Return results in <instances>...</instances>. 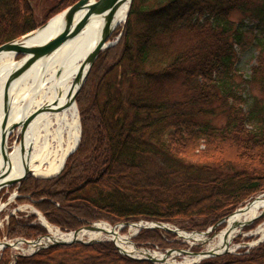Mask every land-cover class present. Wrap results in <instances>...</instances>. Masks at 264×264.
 I'll list each match as a JSON object with an SVG mask.
<instances>
[{"label": "trees", "instance_id": "1", "mask_svg": "<svg viewBox=\"0 0 264 264\" xmlns=\"http://www.w3.org/2000/svg\"><path fill=\"white\" fill-rule=\"evenodd\" d=\"M76 1L0 0V45ZM116 37L76 95L77 147L55 177L13 185L15 200L32 204L61 232L97 221L203 232L264 193V0H131L110 40ZM247 48L254 60L243 77L236 63ZM34 219L10 215L8 239L45 235ZM174 238L141 229L132 242L160 251L187 247ZM246 250L197 264H264V241ZM97 263L152 264L120 254L111 241L55 245L15 262Z\"/></svg>", "mask_w": 264, "mask_h": 264}, {"label": "bare ground", "instance_id": "2", "mask_svg": "<svg viewBox=\"0 0 264 264\" xmlns=\"http://www.w3.org/2000/svg\"><path fill=\"white\" fill-rule=\"evenodd\" d=\"M127 11L128 3L124 2L112 13L108 23L109 28L121 25L126 18ZM81 15L82 13H79L76 19L78 20ZM62 26L63 18L60 13L51 18L43 27L27 34L22 39L23 44L26 46L42 44L53 38ZM105 27L106 20L103 16L92 17L78 35L64 42L48 59L36 63L12 83L9 99L10 111L6 126L23 121L38 108L48 106L51 109L40 112L29 124L23 135L22 149L17 143L8 149V131L4 133L0 131V184L17 180L24 175L50 177L59 171L66 156L74 149L79 138L80 122L77 106L70 103L69 96L76 89V77L81 63L98 44ZM13 58L12 53H0V121L3 112L2 92L5 79L8 73L21 63V61H14ZM84 72L85 68L81 74ZM2 144H4L5 159L2 157ZM263 206L264 197L256 198L229 217L226 227L217 234V240L209 248L221 251L227 245L229 246L234 234L239 231V226L256 217ZM38 216L42 224L46 226L49 235L43 238L42 242L73 238L72 233H63L58 228L49 225L41 215ZM134 227V230H137L139 225ZM259 233L262 238L264 222L257 231V234ZM179 234L184 240L194 243L204 239L201 234ZM84 235L94 239L106 236L126 252L132 254L143 252L134 249L127 237L120 236L117 232L113 233L110 226L102 222L95 223L94 230L81 231L77 238H82ZM19 246L21 243L16 242L14 248H19ZM1 248L0 244V250ZM154 256L161 257L160 254H154ZM198 259L199 256L193 257L181 264H189Z\"/></svg>", "mask_w": 264, "mask_h": 264}, {"label": "water", "instance_id": "3", "mask_svg": "<svg viewBox=\"0 0 264 264\" xmlns=\"http://www.w3.org/2000/svg\"><path fill=\"white\" fill-rule=\"evenodd\" d=\"M124 2L128 3V9H129L131 0H94V1L78 0L74 4L65 8L64 11L61 12L62 18H63V26H62L61 30L53 38L49 39L48 41H46L42 44L26 46L23 44V40H22L27 35V34H25V35H22L16 39L10 40V41L5 42V43L0 45V53H12L14 57H16L18 55L21 56L20 59L18 60V61H21V63L16 68L12 69L8 73V75L5 79L4 85H3V92H2L3 112H2V119L0 121V131L2 133H4L7 130L8 135L10 136L13 132H18V134H19L18 135V145L21 149L23 146V135H24L27 127L29 126V124L32 122V120L40 112H42L44 110H50L51 107L47 106L44 108H38L34 112H32L30 115H28L23 121H21L19 123H12L9 126H6L8 114L10 111V100L9 99H10V88H11L12 83H14L24 73H26L29 69H31V67L33 65H35L36 63H39V62H43L46 59H48V57L58 47H60L64 42H66L67 40L78 35L92 17H94V16H101L102 17L103 16V18H105V20H106V27L104 28V30L102 32V35H101V38H100L98 44L88 53V55L86 56L84 61L81 63L80 70H79L78 75L76 77V83H77L76 89L69 96L70 103L75 104L76 95H77L78 91L80 90L81 86L83 85L92 63L94 62V60L96 59V57L98 56V54L102 50L112 46L117 40V37L115 38L114 41L109 40L110 36L112 35V33L114 32V30L117 26L114 25L111 28H109L108 23L110 21V17L112 15V13L120 5H122ZM79 13H82V15L77 20L76 17ZM43 26H41V27H43ZM41 27H39V28H41ZM39 28H37V29H39ZM37 29H35V30H37ZM35 30H33V31H35ZM33 31H31V32H33ZM31 32H29V33H31ZM84 68H85V72L81 74V72ZM79 139H80V132H79L78 141H77L74 149L70 153H72L75 150V148L77 147ZM1 146H2L1 147L2 148L1 149L2 150V157H3V159H5L4 144H2ZM64 162H65V160H64ZM63 166H64V163L62 164L61 168L59 169V171L56 174H54L50 177H42V178L48 179V178L55 177L56 175H58L60 173ZM6 171H7V169L5 170V172ZM27 176L28 175H24L23 177H21L17 180H10L5 184L1 183L0 189L3 188L4 186H8V185H12L14 183H18V182L22 181L23 179H25ZM39 178H41V177H39ZM260 197H264V195H262ZM260 197H258V198H260ZM241 209L242 208H239V209L235 210L233 213L229 214V216L222 218L216 224H214L213 226H211L209 229H207L204 232H196V231L189 232L188 234L204 235V239L199 240L194 245L197 247H201L202 243L209 240V238H210V237H208L209 233H212L211 236L216 234L215 232H213V230L215 229V227L217 225H219L223 222L227 223V219L229 217H231L232 215H234L236 212L240 211ZM263 216H264V206H263L261 212L256 217H253L252 219L248 220L247 222L242 223L239 226L238 233H240V231L243 228L249 226L255 220H257ZM94 224L95 223L88 224L82 228H79L75 231L70 232L73 234V238L70 240H51L50 242L44 243V242H42L43 238L49 236L47 233L46 235L39 236V237L32 239V240L19 239V240H15V242H13V243L2 242L1 246L3 248L14 247L16 242L23 243L27 246V249L29 250V252L27 254L26 253H17L14 255V260H13L12 264H15L17 257L25 256V255H32V254L38 252L39 250H42V249L48 248V247H52L55 245H68V244H72V243H76V242L82 243V244H92V243L101 242L102 240L93 239V238H89L85 241H83L81 238H77V235L81 231L94 230ZM41 225H43L42 222H41ZM127 225H133V224L132 223H123L122 224V226H127ZM115 227L116 226L110 227L112 229L113 233L116 232L114 230ZM141 228L161 229L164 232L174 234L179 238H182L179 233H187V232L182 231L176 227L170 226L169 224H164V223H160V222H151L148 224L146 223V225H144L143 227H140L139 229H141ZM111 241L120 254L127 256L129 258L136 259V260H146L152 264H164V263L168 264L167 263L168 258L173 257L174 255H178V254L191 256V257L199 256V260L194 261L192 263H189V264H196L201 259L215 257V256H218V255H221L224 253H230L231 252L228 249V245L226 246L225 249H223L221 251H214L212 249H208V250L207 249H204V250L200 249L199 251H196V252L191 251L190 250L191 245H189V247L187 249H176V250L168 249L161 255L160 258L154 257L147 249H144V251L146 252L144 254V256L139 257V258H135L132 255H130L129 253H127L125 250L120 248L117 244H115V242L113 240H111ZM260 241L261 240H257V243H259ZM131 244L133 246L132 242H131ZM29 247H31V248H29Z\"/></svg>", "mask_w": 264, "mask_h": 264}, {"label": "rangeland", "instance_id": "4", "mask_svg": "<svg viewBox=\"0 0 264 264\" xmlns=\"http://www.w3.org/2000/svg\"><path fill=\"white\" fill-rule=\"evenodd\" d=\"M62 11H64V9L61 10L57 14H60ZM57 14L53 15L51 18H53ZM51 18H49L48 21ZM238 18H239V15L237 13H234L233 19L237 20ZM39 27H41V26H39ZM110 41H114V40H110ZM13 59H14V61H18L19 60V58L16 59V57H14ZM253 60H254V52H253V50L251 48H247L245 51H243V52L238 54V60H237L236 66H237V69L239 70V72L242 74L243 77H247L248 76L249 67L253 64ZM255 93L257 95L259 94L257 90H255ZM78 118H79V116H78ZM216 121L217 122H221V118L216 119ZM18 135H19L18 132H13L8 137V140H7V148L8 149H11V147L14 146L16 143L18 144ZM27 177L37 178V179H41V180L46 179V178L33 177L31 175H28ZM48 179H51V178H48ZM19 183L20 182L14 183L12 185L4 186L3 188L0 189V244L2 242H12L13 243V242H15V240L25 239V238H22V237H18V238L16 237V238H13V239H8L6 226L8 224V218H9L10 215L14 216L17 220H25L27 217L33 215V216H35V219L31 222V224L37 223V224L41 225V221H40L39 216H38V215H41V214L34 208V206L32 204L17 202L15 200L17 198V196H18L17 186H15L14 188H12V187H13V185H18ZM262 195H264V193H260V194H257L255 196H253L251 199L247 200L242 206L236 208L235 210H237L239 208H243L249 202H251L252 200H254V199H256V198H258V197H260ZM42 218H43V216H42ZM261 218H262L261 221L256 226H253L252 224L247 226V228L250 227V226H252L253 228H251L249 230H245L246 229V227H245L244 229H242L240 231V233L237 232V233L234 234V236H233V238L231 240V243L229 245L230 251H231L230 253H234L235 254L237 250L243 249V248H247V250H246V252H247L249 249L257 246L259 243L264 241V236L261 238L260 237L261 234L260 233L257 234L258 229L261 227V225L264 222V216L261 217ZM98 222H103V221H97V222H93V223H98ZM104 223H106V222H104ZM169 225L178 228V226H176L174 224L173 225L169 224ZM108 226H110V225L108 224ZM114 226H116L114 228V230L118 234H120V236H125V237H127L129 239V241H132V237L135 235L134 232L136 231V230H134L135 227L133 225L122 226L120 224L119 225L116 224ZM114 226H110V227H114ZM123 227H127V230H126L125 233L121 232ZM216 227L213 230V232H215L216 234L211 236L212 233H209V235H208V237H210L209 240L205 241L204 243H202L201 247H199V248L196 247L197 250H200V249H203V250L207 249L208 250V249H210L209 246L212 245L217 240V234L220 231H222L226 227V225L219 231L216 230ZM44 228L46 229V232H47V228L46 227H44ZM37 237H39V236H37ZM250 237H254V239L248 240ZM238 238H240V240H239V242H236V240ZM81 239L83 241H85V240L89 239V237H88V235H84ZM26 240H32V239H26ZM98 240L108 241L109 239H107L106 236H104V237L98 238ZM173 240L180 241V242H182V243H184L186 245L190 244L192 246L190 248V250L194 251L192 249L195 248L194 244H196V242L195 243L194 242H190V241H187V240H184V239H180L178 237L174 238ZM257 240H261V241L259 243H257ZM133 246L135 247V245H133ZM187 247L179 248V249H187ZM135 248H136V250H138L141 247H135ZM150 250H153V251H155V252H157L159 254H161V253L163 254L164 251H165L164 250V251L161 252L160 250H157L156 248H153V249H150ZM174 250H176V249H174ZM197 250H195L194 252H196ZM18 252L19 253L20 252L21 253L24 252V253L27 254L29 252V250L27 249V246L25 244H21V246H19V248H13V247H5V248H3L2 247L1 250H0V262L3 261V259H5V260L7 259V263L6 264H12L13 260H14V255L17 254ZM6 254H7V257H6ZM192 258L193 257H191V256L178 254V255H174L173 257H169L168 260H167L168 261L167 263L168 264H181L185 260H190ZM97 264H99V263H97Z\"/></svg>", "mask_w": 264, "mask_h": 264}]
</instances>
